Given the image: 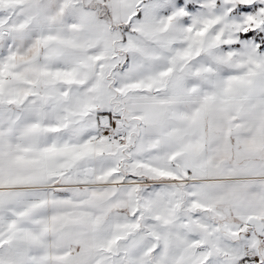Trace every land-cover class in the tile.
Here are the masks:
<instances>
[{"label":"snow or ice","instance_id":"6c2138e0","mask_svg":"<svg viewBox=\"0 0 264 264\" xmlns=\"http://www.w3.org/2000/svg\"><path fill=\"white\" fill-rule=\"evenodd\" d=\"M0 264H264V0H0Z\"/></svg>","mask_w":264,"mask_h":264}]
</instances>
